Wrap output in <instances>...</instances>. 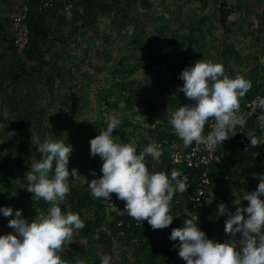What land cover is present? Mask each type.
Instances as JSON below:
<instances>
[{"label":"rangeland","instance_id":"rangeland-1","mask_svg":"<svg viewBox=\"0 0 264 264\" xmlns=\"http://www.w3.org/2000/svg\"><path fill=\"white\" fill-rule=\"evenodd\" d=\"M6 6L0 0V208L22 210L29 221L49 207L43 200L34 206L26 188L31 163L43 158L32 137L72 145L68 168L81 175L78 181L69 179L72 188L88 184L92 171L102 174L103 161L90 155V140L107 129L111 115L121 120L113 137L135 142L137 154L157 130L175 133L167 124L168 115L192 103L178 91L184 83L180 73L200 59L223 64L231 78L239 73L251 80L241 109L246 110L255 95L264 98V69L257 64L264 54V0H59L54 12L46 11L49 39L41 44V61L15 54L1 38L7 34L11 39L12 13ZM221 10L228 12L224 21ZM76 13L87 20L75 18ZM18 60L25 68L15 85ZM257 111L244 132L223 146L230 180L224 184L231 194L224 204L229 212H235L233 201L245 185L244 159L235 154L238 141L244 137L247 149L252 147L247 134H256L257 117L264 114ZM247 205L241 201L240 206ZM61 208L70 210L68 204ZM124 208L105 213L81 202L85 227L66 246L62 259L69 264L80 258L93 264L97 259L101 264V256L109 255L112 264H186L178 255L179 240L169 239L172 230L147 234L143 240L118 235L117 218L128 215ZM12 218L14 214L4 217L0 212V235L15 234L8 227ZM224 229L225 223L222 234L227 237Z\"/></svg>","mask_w":264,"mask_h":264},{"label":"clouds","instance_id":"clouds-1","mask_svg":"<svg viewBox=\"0 0 264 264\" xmlns=\"http://www.w3.org/2000/svg\"><path fill=\"white\" fill-rule=\"evenodd\" d=\"M179 79L184 83L178 91L192 103L172 111L167 124L185 146L195 143L203 145L206 152H215L237 134V126H245L247 117L241 112L240 102L252 88V82L239 73L231 78L223 64L210 59H200L185 68ZM253 105L264 112V98L257 97ZM257 120L264 129V114ZM209 121L211 131L205 135ZM120 124L121 120L111 115L107 129L90 140V155L103 161L102 176L88 183L90 194L105 201H111L112 194H116L125 202L124 211L139 226L147 221L153 230L167 228L173 223L170 214L173 197L177 192H187L188 177L175 169L169 177L165 171H155V165L150 170L148 158L159 162L163 155L161 145L151 143L137 154L135 142L122 143L113 137ZM247 136L254 148L264 144V137H257L253 131ZM32 144L43 158L31 163V170L25 174L26 188L33 194L34 206L43 200L49 207L31 221L23 218L22 210L13 213L11 207L0 208L4 217L14 214L8 227L15 233L0 235V264H69L62 254L78 230L85 227L78 212L65 213L61 208L71 192L69 179L78 181L81 176L77 169L68 168L73 147L63 140L48 139L41 143L33 137ZM90 174L96 175L95 171ZM256 178L260 181L257 189L233 201L234 213L224 203L218 205L219 214L228 215L224 231L231 239L223 243L209 239L199 229L196 214L186 218L183 227L172 229L169 239L179 240L178 255L186 264H264V175L257 174ZM242 200L248 201L247 207L240 206ZM205 202L210 204L212 199L208 196ZM100 259L101 264H112L109 255ZM76 264H86V260L77 259Z\"/></svg>","mask_w":264,"mask_h":264},{"label":"built area","instance_id":"built-area-1","mask_svg":"<svg viewBox=\"0 0 264 264\" xmlns=\"http://www.w3.org/2000/svg\"><path fill=\"white\" fill-rule=\"evenodd\" d=\"M7 3V8L11 9V17L9 20V30L11 39L15 51L18 55L23 56L24 51L29 43V28L27 25V1L28 0H3ZM59 0H43L42 7L48 12H54L55 6ZM8 9V10H9ZM257 64L264 69V54L259 57ZM260 95L253 96L247 102V109H241V112L247 117L246 124L243 128L237 126V136L241 135L247 127V122L253 117L256 118L257 108H254L253 101L257 100ZM211 121L206 124L204 134L207 135L211 131ZM256 134L257 137H264V129H261L259 123H256ZM176 134V133H174ZM234 139V138H233ZM230 139L223 142V144L217 147L215 152H206L204 146H197L195 143L189 146H185L183 141L178 137H160L158 135L149 138L147 146L151 143L161 145L163 155L160 157L159 162L152 161L149 157L148 167L152 169L155 165V169L161 171L160 166L167 168V173L170 177L173 169L180 171L182 175L188 177V189L187 192L181 194L177 192L174 200L176 203L181 204L182 213L192 218L193 215L198 216L197 225L200 229L201 226V212L202 209L208 204L205 201L208 196L211 199L213 190L215 189L216 204L224 203L227 196H230V186L224 184L228 178L225 175V160L223 154V146L228 144ZM248 141L244 137H240L238 141V151L244 152L248 147ZM246 165L250 169H264V144H259L250 152ZM227 168V167H226ZM102 174H96L92 176V179H98ZM90 180V182H91ZM207 180V183L205 181ZM245 185L239 188L241 197L244 195L246 190L243 186L250 188L249 192L255 191L257 185L253 184L250 187L249 182L246 178H243ZM200 192H204V195H199ZM198 197V198H197ZM240 197V198H241ZM264 199V197H262ZM99 203L105 208L106 211L118 209L119 207L125 206V202L118 199L116 194H112L111 201H105L98 199ZM248 204V201L242 200ZM47 212V211H46ZM232 212V211H231ZM234 213V212H232ZM137 223V222H136ZM239 238V237H237Z\"/></svg>","mask_w":264,"mask_h":264},{"label":"trees","instance_id":"trees-1","mask_svg":"<svg viewBox=\"0 0 264 264\" xmlns=\"http://www.w3.org/2000/svg\"><path fill=\"white\" fill-rule=\"evenodd\" d=\"M42 1L43 0H28L27 1V25L29 28V43L24 51L23 56L28 60H35V61H41L44 52L42 51L41 44L46 42L49 39L48 32L49 27L47 26V18H46V10L42 7ZM117 1V0H113ZM226 10H221V21H224L227 16ZM75 18L87 20L86 18L82 17L79 14H74ZM4 39L3 41H7L8 47L15 53V48L13 45L12 39L7 38V34H3L1 37ZM18 55V54H17ZM21 56V55H20ZM25 64L18 60L17 62V72L13 77V84L17 85L20 83L22 79V75L24 72ZM258 113V111H257ZM255 117H253L251 120H254ZM206 127V125H205ZM205 130V129H204ZM158 136L160 137H176L177 135L174 133H168V132H160L157 130ZM254 147H249L246 152H238L237 154L241 161L244 159V171L245 175L243 176L246 178L249 182L250 187H252L253 184H256L258 186L259 182L255 181V175L260 172L261 175H264V169H250L247 165V158L252 151ZM237 152V151H236ZM243 153H246L245 156ZM228 163V162H227ZM226 165V161H225ZM227 167V166H226ZM151 170V169H150ZM155 171H158L154 169ZM228 179L226 182H229ZM225 182V183H226ZM90 183V182H89ZM253 188V187H252ZM215 189L213 190V196H211L212 202L210 204H207L201 212V226L200 230L204 231L209 239H212L214 242H220L223 243L229 239V235L223 236L222 229L223 224L225 223V219H222L218 214L219 209L218 205L216 204V194L214 193ZM175 197V196H174ZM173 197V201L171 203V213L173 215V223L164 229L160 230H153L151 226L147 223V221H144L142 226H139L134 219L129 217V215L125 216H119L117 218L118 225H117V231L116 233L119 235H127L129 237L133 238H139L141 240L144 239V237L147 234L151 233H157L160 231L163 232H170L173 228L178 227L181 225L186 218H189L185 214L182 213L181 210V204L176 203ZM91 202V204H95L97 207L102 209L106 213L105 208L99 203L97 198H94L90 194V189L88 188V184H79L76 186H73L71 188L70 194L66 197V200L64 204L69 205V209L73 212H78L80 214V217L82 219V212H81V202ZM228 218V217H227ZM156 234V235H157ZM239 234L237 235V237ZM121 237V236H120ZM119 237V238H120ZM93 264H97V259L94 261Z\"/></svg>","mask_w":264,"mask_h":264}]
</instances>
